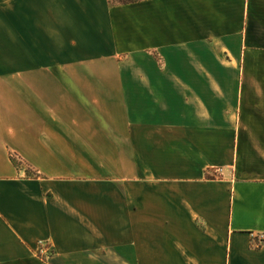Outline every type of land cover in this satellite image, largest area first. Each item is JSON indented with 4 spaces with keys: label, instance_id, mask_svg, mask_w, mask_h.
Wrapping results in <instances>:
<instances>
[{
    "label": "crops",
    "instance_id": "0c3cea01",
    "mask_svg": "<svg viewBox=\"0 0 264 264\" xmlns=\"http://www.w3.org/2000/svg\"><path fill=\"white\" fill-rule=\"evenodd\" d=\"M0 2V264H264V0Z\"/></svg>",
    "mask_w": 264,
    "mask_h": 264
},
{
    "label": "rangeland",
    "instance_id": "374dc122",
    "mask_svg": "<svg viewBox=\"0 0 264 264\" xmlns=\"http://www.w3.org/2000/svg\"><path fill=\"white\" fill-rule=\"evenodd\" d=\"M1 1V0H0ZM26 29L24 24L18 23V10L17 3L12 7H3L0 2V64H16L18 62V53L21 51L27 54V59L31 49L35 47V43L38 45L40 42L33 41L32 39L25 38ZM121 62V57L118 58ZM115 66L116 63L114 62ZM114 72H108L107 77L113 78ZM19 164V168L26 171L27 176H32L34 172L27 168L23 162L16 160ZM48 253H52V250L48 247ZM47 254L43 255L46 256Z\"/></svg>",
    "mask_w": 264,
    "mask_h": 264
},
{
    "label": "trees",
    "instance_id": "16d2710c",
    "mask_svg": "<svg viewBox=\"0 0 264 264\" xmlns=\"http://www.w3.org/2000/svg\"><path fill=\"white\" fill-rule=\"evenodd\" d=\"M109 3L112 5V6H127V5H131V4H136V3H140V2H143L145 0H108ZM12 161L14 163V165L19 168V164L17 163L16 159L12 158ZM32 176H39L37 175L36 173H34ZM42 249V247L40 248V250ZM40 250L38 251V257L41 258L42 260L46 261L47 260V257L46 256H43L41 253H40ZM52 254V253H51Z\"/></svg>",
    "mask_w": 264,
    "mask_h": 264
},
{
    "label": "built area",
    "instance_id": "2783aa9c",
    "mask_svg": "<svg viewBox=\"0 0 264 264\" xmlns=\"http://www.w3.org/2000/svg\"><path fill=\"white\" fill-rule=\"evenodd\" d=\"M260 241L261 242H264V235H262V236H260ZM44 245L43 244H41L40 245V248L42 247V249L40 250V253L42 254V255H45V254H47V252H48V249H45L44 247H43Z\"/></svg>",
    "mask_w": 264,
    "mask_h": 264
}]
</instances>
